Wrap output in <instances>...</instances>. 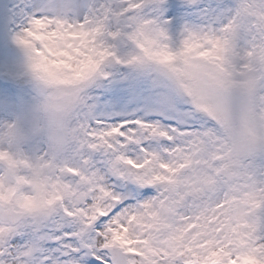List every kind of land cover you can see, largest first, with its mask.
Here are the masks:
<instances>
[{
    "label": "snow or ice",
    "instance_id": "snow-or-ice-1",
    "mask_svg": "<svg viewBox=\"0 0 264 264\" xmlns=\"http://www.w3.org/2000/svg\"><path fill=\"white\" fill-rule=\"evenodd\" d=\"M9 11L49 139L0 148V264H264V0Z\"/></svg>",
    "mask_w": 264,
    "mask_h": 264
},
{
    "label": "rangeland",
    "instance_id": "rangeland-1",
    "mask_svg": "<svg viewBox=\"0 0 264 264\" xmlns=\"http://www.w3.org/2000/svg\"><path fill=\"white\" fill-rule=\"evenodd\" d=\"M14 2L15 0H0V70L15 79L24 80L23 83L14 85L20 101L18 107L12 112H5L0 108V148L8 150L12 146H18L31 155L44 150L49 139L47 116L41 108L46 98V90L31 72L25 52L14 42L15 29L7 19L11 13L9 11L5 14V6L10 10ZM129 51V48L124 47L120 54H127ZM34 119L35 125L45 132L41 139L28 135L29 125L33 124ZM10 125L15 127L10 128ZM12 133H15L14 137Z\"/></svg>",
    "mask_w": 264,
    "mask_h": 264
},
{
    "label": "bare ground",
    "instance_id": "bare-ground-1",
    "mask_svg": "<svg viewBox=\"0 0 264 264\" xmlns=\"http://www.w3.org/2000/svg\"><path fill=\"white\" fill-rule=\"evenodd\" d=\"M35 124H36V119H34L33 124L29 125L30 126L29 127L30 132L28 133V135L35 136V137L41 139L45 132L41 128L37 127ZM22 129H21V132H22ZM31 134H33V135H31Z\"/></svg>",
    "mask_w": 264,
    "mask_h": 264
}]
</instances>
